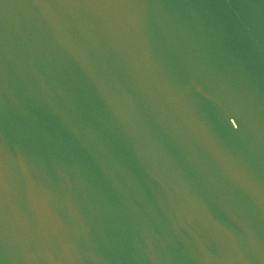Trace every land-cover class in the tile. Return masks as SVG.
<instances>
[{
	"label": "water",
	"instance_id": "95a60500",
	"mask_svg": "<svg viewBox=\"0 0 264 264\" xmlns=\"http://www.w3.org/2000/svg\"><path fill=\"white\" fill-rule=\"evenodd\" d=\"M0 264H264V0H0Z\"/></svg>",
	"mask_w": 264,
	"mask_h": 264
}]
</instances>
